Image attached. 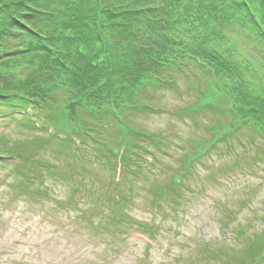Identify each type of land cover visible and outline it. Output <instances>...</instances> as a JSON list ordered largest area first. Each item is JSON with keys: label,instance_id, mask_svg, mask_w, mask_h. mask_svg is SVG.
Returning a JSON list of instances; mask_svg holds the SVG:
<instances>
[{"label": "rangeland", "instance_id": "1", "mask_svg": "<svg viewBox=\"0 0 264 264\" xmlns=\"http://www.w3.org/2000/svg\"><path fill=\"white\" fill-rule=\"evenodd\" d=\"M238 36L251 46V37ZM183 67L169 70L170 81L140 89L139 98L150 105L127 109L121 117L142 132L158 135L157 141L136 137L160 159L138 171L134 182L127 171L131 167L107 157L100 142L119 134L110 122L99 137L89 132L75 138L76 145L87 146L78 150L52 137L58 130L47 120L46 128L33 130L22 121L23 113L4 115L10 109L0 106L1 148L14 150L22 141L45 138L19 160L5 161L0 154V264H243L240 259L264 264L262 249L253 255L257 240L264 238V136L245 125L207 147L232 115L194 110L210 82L201 68ZM23 111L29 113V108ZM199 143L205 149L200 155ZM150 150L145 153L154 156ZM189 155L199 156L182 176L179 202L171 203L173 191L156 202L155 191L171 180L178 182L173 178ZM23 170L28 188L45 173L44 186L51 191L44 200L21 194ZM75 185L97 198L71 203ZM107 191L135 196L123 231L106 217L115 208L104 201ZM85 211L95 222L105 220L108 232L78 217Z\"/></svg>", "mask_w": 264, "mask_h": 264}, {"label": "trees", "instance_id": "2", "mask_svg": "<svg viewBox=\"0 0 264 264\" xmlns=\"http://www.w3.org/2000/svg\"><path fill=\"white\" fill-rule=\"evenodd\" d=\"M239 33L252 38L251 46ZM187 64L201 68L210 82L194 110L232 115L207 147L245 125L264 136V0H0V106L11 114L23 112L22 121L33 130H39L34 123L46 128L47 120L70 137L61 143L78 150L87 146L76 147L71 137L89 132L99 137L110 122L119 134L100 142L107 157L131 167L133 182L152 165L141 154L150 149L136 137L157 141L158 135L121 117L127 109L148 106L140 89L170 81L169 70ZM41 142L45 138L35 136L14 150L0 147L6 151L0 153L26 157ZM198 145L200 155L205 149ZM151 153L159 161L158 153ZM198 156H186L183 172L173 178L178 182L159 187L156 201L173 191L171 203H178L182 176ZM43 177L28 189L24 174L21 193L42 198L50 191ZM79 186L71 188V203L97 198ZM131 191L105 195L104 201L115 204L106 217L119 231L129 221ZM91 218L95 229L108 232L105 220ZM258 250L259 256L264 253L263 237L253 255Z\"/></svg>", "mask_w": 264, "mask_h": 264}]
</instances>
